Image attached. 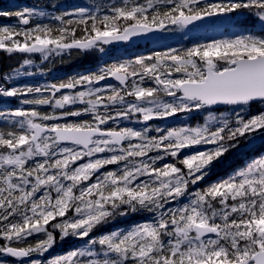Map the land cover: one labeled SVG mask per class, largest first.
I'll use <instances>...</instances> for the list:
<instances>
[{"label": "snow or ice", "instance_id": "6c2138e0", "mask_svg": "<svg viewBox=\"0 0 264 264\" xmlns=\"http://www.w3.org/2000/svg\"><path fill=\"white\" fill-rule=\"evenodd\" d=\"M44 15L0 10L17 19L0 26V50L47 61L236 16L255 23L58 82L13 85L34 74L21 70L30 58L0 74V99L23 105L0 110V264H264V153L200 186L227 154L264 140V111L248 112L264 104V0H126L63 12L59 26L35 21ZM202 112L195 125L150 123ZM132 215L146 218L91 235ZM56 230L86 246L44 260Z\"/></svg>", "mask_w": 264, "mask_h": 264}, {"label": "trees", "instance_id": "16d2710c", "mask_svg": "<svg viewBox=\"0 0 264 264\" xmlns=\"http://www.w3.org/2000/svg\"><path fill=\"white\" fill-rule=\"evenodd\" d=\"M96 4L100 10L109 9L112 5H121L124 0H0V10H8V11H17L22 10L24 7H29L38 11H44V13L48 16L42 20L35 17V21L38 23H48L53 26H59V21L53 19V17L60 15L63 12H67L72 7H76L79 5H87L90 6L92 4ZM142 0H139L141 2ZM98 14H102L98 13ZM232 20L244 21L247 25L253 19L251 17L245 16H236ZM226 20H221L219 25H221ZM17 19L15 17H0V26L12 25L16 24ZM218 25V26H219ZM218 26H214L212 28H208L207 30H199L193 29L190 26L188 28H174L173 33L168 37H159L157 40L152 41L150 43L144 44H123L121 46H113L106 45L105 52L101 53L98 51H93L86 54L81 55H73L71 57L65 56L63 58L53 57L47 61L43 60L39 57V54L34 56H27L22 53L15 54H7L6 52L0 50V74H10L12 70L20 68L23 64L24 58L33 59L34 64L31 66H24L22 71L33 72V75H21L15 79L13 82H28L27 85H42L46 83L58 82L60 80L66 79L69 76L84 73L88 71H94L105 63H113V62H122L128 59H131L135 56L139 55H147L155 51H164L171 46L168 44L170 41H180L177 42L179 47L176 48H186L190 47L195 43H201L203 40H211V39H220L217 34H214V31L218 29ZM199 27V26H197ZM177 29V32H175ZM195 31V33H194ZM259 32V31H257ZM232 32H228L225 34V37L229 36ZM192 35H194L193 38ZM187 36V38H186ZM203 41V42H204ZM172 48V47H171ZM37 69H41V71H37ZM43 81L44 83H40ZM12 82V83H13ZM110 83L115 84L116 82L113 80L109 81ZM21 98H2L0 99V105L6 103L5 106H0L1 110L11 109L20 105L19 100ZM7 107V109H3ZM49 110L50 109H45ZM220 111H226L227 108L219 109ZM258 111H264L263 108H248L249 114H256ZM207 115V112L202 113H192V114H179L176 117H170L166 120H160V125H152L153 127H171L181 125L182 123L188 124H198L203 123V117ZM87 118V117H85ZM128 126H131L133 123L123 122ZM135 125V124H134ZM0 126H3V121L0 120ZM135 127H139V125H135ZM249 148L245 150H238L235 152H231L223 157L219 163L215 164L211 174L207 177L205 181L200 185L201 187L204 184L210 183L217 179H221L225 176L231 175L235 170L240 168L242 165H245L249 162V157L255 156L258 153H264V141L256 144L250 145ZM244 148V147H243ZM191 151V149H190ZM112 167V166H110ZM143 215H132L122 219L116 220L113 224L104 226L99 230H94L91 235H97V232H105L114 230L116 227H127L132 223L140 222L144 219ZM56 243L55 245L44 255L43 259L48 260L56 257L55 254L63 253V256L68 252L75 249H82L86 246V242L88 238L80 239V238H72L63 239L60 238L59 230H56ZM42 238V237H40ZM36 238H30V242H34Z\"/></svg>", "mask_w": 264, "mask_h": 264}, {"label": "rangeland", "instance_id": "374dc122", "mask_svg": "<svg viewBox=\"0 0 264 264\" xmlns=\"http://www.w3.org/2000/svg\"><path fill=\"white\" fill-rule=\"evenodd\" d=\"M126 2V0H124L123 1V3H125ZM141 2H143V3H146L147 2V0H142ZM80 7H85V8H88L90 11H92V12H96L97 11V9H99L98 8V6L96 5V4H93V1H92V4L90 5V6H87V5H79V6H76V7H72L71 9H69L67 12H72V11H74L75 9H77V8H80ZM38 12H44V11H38ZM48 16L45 14L43 17H39V16H37V18L38 19H40V20H42V19H44V18H47ZM236 21L235 20H226V21H224L221 25H219V23H220V21H217L216 22V24H209V23H207V24H204V25H202V26H199V27H195V28H193V29H199V30H202V31H204V30H207L208 28H212V27H214V26H218V29H216L215 31H214V34H217L218 35V37L221 39V38H223L224 36H225V34L226 33H228V32H234V31H239V30H237V29H231L230 27H231V25L232 24H234ZM255 23V21L254 20H252V21H250L249 22V24H248V26L249 27H251L253 24ZM173 30H174V28L172 29V30H170V31H167V32H165V31H160V37H168L170 34H172L173 33ZM256 31H259V29L257 28L256 29ZM175 32H177V29H175ZM194 33H195V31H194ZM194 37V35H192V37L191 38H193ZM186 38H187V36H186ZM204 41V40H203ZM202 41V42H203ZM177 42H180V41H176V40H174V41H170V42H168V44L172 47V48H176V47H179V45H177ZM26 77H28V75H26ZM41 82V81H40ZM24 84H28V82H19L18 80H17V82H13V85H24ZM6 105V103H4V104H1L0 106H5ZM3 109H7V107H4ZM0 110H1V108H0ZM152 125H160V123H163V122H160V120H154V121H152V122H150ZM131 126H133V127H135V125L134 124H131ZM256 139H258L259 140V142L261 143V142H263L264 140H262L259 136L256 138ZM256 145V144H255ZM247 148H249V146L247 145L246 147H242V148H240L239 150H245V149H247ZM192 151V150H191ZM190 151V149H188V150H185V154H188L189 152H191ZM113 167V166H112ZM95 234H97V235H100V234H103L102 232H97V233H95ZM72 238H74V237H71V236H69V237H66V239H72ZM63 253H57V254H55V256H57V255H62Z\"/></svg>", "mask_w": 264, "mask_h": 264}, {"label": "water", "instance_id": "95a60500", "mask_svg": "<svg viewBox=\"0 0 264 264\" xmlns=\"http://www.w3.org/2000/svg\"><path fill=\"white\" fill-rule=\"evenodd\" d=\"M200 25H202V24H200ZM159 37H160V32H157V33L148 34L147 36L132 38L130 41H126V42H114L110 45L118 46V45H121L123 43L143 44V43H149V42H152L154 40H157ZM225 107H227V106H220L219 109H222ZM258 141H259L258 139H254L251 144L253 145V144L257 143Z\"/></svg>", "mask_w": 264, "mask_h": 264}, {"label": "flooded vegetation", "instance_id": "af4514ba", "mask_svg": "<svg viewBox=\"0 0 264 264\" xmlns=\"http://www.w3.org/2000/svg\"><path fill=\"white\" fill-rule=\"evenodd\" d=\"M202 25H204V24H202ZM202 25H201V26H202ZM40 83H44V82L41 81ZM50 83H52V81H51ZM44 84H45V83H44ZM249 108H250V109H255V108H263V109H264V104L254 103V104L250 105ZM259 143H260V142L258 141V142L255 143V144H259ZM255 144H253V145H255ZM250 145L252 146V144H250Z\"/></svg>", "mask_w": 264, "mask_h": 264}]
</instances>
